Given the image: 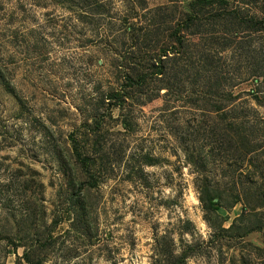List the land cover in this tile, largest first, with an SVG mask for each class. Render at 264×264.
<instances>
[{"label": "rangeland", "instance_id": "rangeland-1", "mask_svg": "<svg viewBox=\"0 0 264 264\" xmlns=\"http://www.w3.org/2000/svg\"><path fill=\"white\" fill-rule=\"evenodd\" d=\"M98 1L104 15L132 14L121 0ZM249 6L264 10V0ZM119 26L80 0H0V264H149L167 243L188 247L186 264H264V207L243 211L227 195L250 174H231L219 150L203 176L185 158L184 147L200 155L206 144L205 118L187 104L197 87H160L151 101L110 114L99 103L115 81ZM254 40L263 58L264 34ZM252 61L234 55L224 68ZM70 135L89 153L87 171ZM203 178L222 192L215 210L199 200Z\"/></svg>", "mask_w": 264, "mask_h": 264}, {"label": "trees", "instance_id": "trees-1", "mask_svg": "<svg viewBox=\"0 0 264 264\" xmlns=\"http://www.w3.org/2000/svg\"><path fill=\"white\" fill-rule=\"evenodd\" d=\"M80 1L93 14L120 25L118 34L114 31L120 47L115 52L117 62H112L117 70L115 81L99 96L108 114L112 108L121 112L128 103L151 101L160 87L169 91L174 84L183 86L185 82L197 87L188 92L187 104L205 118L199 133L206 140V149L194 155L184 147L187 163L203 176L208 158L212 159L215 150L221 151L231 159L226 164L232 166L231 174L239 169L244 173L238 175L247 178L250 174L238 188L231 183L230 203L240 202L243 211L264 207V114L257 110L264 109V57L254 44V37L264 34V10L249 6V0H189L185 9L180 0H166L150 8L145 0H121L132 14L115 19L103 14L98 0ZM234 55L257 57L258 61H252V68H224L225 59ZM153 80L163 83L152 89ZM247 81L251 83L247 90H234ZM0 85H5L1 68ZM119 119L124 128L129 125L126 115ZM92 122H98L95 115ZM69 144L73 160L87 171L89 153L72 135ZM196 187L204 209L221 207L222 192L214 184L203 178ZM189 255L187 246L176 250L172 243L162 244L149 264H186ZM21 259L29 262L26 251Z\"/></svg>", "mask_w": 264, "mask_h": 264}]
</instances>
